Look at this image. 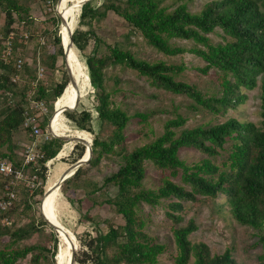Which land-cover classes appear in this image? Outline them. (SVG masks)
<instances>
[{"label": "trees", "instance_id": "1", "mask_svg": "<svg viewBox=\"0 0 264 264\" xmlns=\"http://www.w3.org/2000/svg\"><path fill=\"white\" fill-rule=\"evenodd\" d=\"M45 1H51L52 5L45 9V14L54 27L52 30H41L38 36L36 30L30 28L34 18L30 14L29 0H0V9L5 15L4 26L0 27V161H10L14 165L12 174L0 172L6 179L2 184L4 195L1 201L9 200L6 192L14 191L16 197L17 191H22L26 197L18 203L14 198L9 207L0 208V264H17L29 255L32 264H58L57 234L52 237L55 242L53 249L27 242L34 234L42 232L43 225H47L43 216L40 217V225L34 217L23 226H18V223L26 210L33 209V201L38 195L42 197L39 201L42 206L48 180L47 163L58 157L69 142L74 143L73 154L76 153L72 164L86 156L88 132L94 135L89 166L99 167L103 159L111 155L123 159L120 168L104 179L103 186L118 189L117 194L105 203L123 217L124 224H109L104 232L98 229L99 223L94 218L85 215L89 221L97 224L98 233L91 243L93 264H157L160 256L168 250V245L147 232V223L140 214V208L144 203L155 206L163 202L170 208L167 214L174 224V264H236L230 249L224 254L212 255L206 244L194 243L190 237L198 229L195 219L191 218L181 225L183 215L174 212L184 210L185 199H195L196 195H201L219 213L230 215L240 224L264 231V80L261 84V121L239 119L229 114L230 110L245 106L248 95L244 89L256 88L258 78L264 75V0H212L198 12L189 9L188 1L194 0H186L171 11L162 6L163 0H103L98 7L91 0H82L79 28L73 33V47L86 58L88 95L93 88L99 130L95 132L93 129L92 112L73 109L76 104L73 97H69L61 104L59 119L62 121V117L67 116L73 123L66 119L76 131H66L55 125V134L69 139L52 137L42 142L41 157L36 162L27 163L24 155L21 156L18 151L15 138L23 131L30 142L34 140L31 128L25 127L28 115L35 117L37 114L32 101H44L54 111L55 102L63 96L64 89L71 81L64 50L66 46L59 33L61 17L55 10L59 0ZM63 2L60 0L57 9L63 6ZM109 12L124 19L133 31L142 34L147 44L165 55L177 56L190 52L200 57L206 63L200 71L205 74L216 71L217 84L203 91L199 84L179 79L186 70L184 63L168 64L164 60L151 62L139 58L122 43L107 45L92 28L96 20L105 18ZM85 26L90 29L83 30ZM12 33V52L5 58L3 50ZM215 33L221 37V41L215 42L211 37ZM25 34H28V38H25ZM49 34L53 38L54 50L48 51L38 63L44 72H55L59 69L60 57H65L63 71L69 78L53 87L45 85L38 72L24 64V54L19 53V49H26L29 42ZM91 38L94 40L89 46ZM174 39L191 41L193 44L189 48L179 46L172 42ZM22 57L23 64L19 68L17 62ZM112 66L136 71L149 79L157 89L188 96L191 102L187 107L210 120L191 128H182L187 119L177 112L180 106H175L174 113L177 115L166 121L161 135L143 146L129 149L126 146V131L131 121L138 119L147 125L159 111L130 114L127 109L117 105L105 82L107 69ZM16 77L18 80L14 81ZM115 81L118 83V80ZM37 121L43 129L44 122ZM51 121H55V112ZM79 139L87 143H79ZM184 148H195L205 157L190 165L180 156ZM147 162L170 172L174 177L181 176L182 182L190 185L191 189L187 190L169 177L162 179L157 188H147L144 186ZM19 171L28 176L27 180L21 181H30L31 184L8 183L15 180ZM86 176V168L80 167L64 183L62 189L65 194L70 193L72 186L91 187V194L97 193L98 185L89 182ZM67 199L74 202L70 196ZM41 212L54 223L46 201ZM13 218L18 222H12V226L1 222L3 219L9 222ZM56 227L59 235L61 228ZM74 237L77 245L68 254L71 259L79 249V242ZM261 240L263 252L258 259L259 264H264V233ZM89 261L85 259L81 263L87 264Z\"/></svg>", "mask_w": 264, "mask_h": 264}, {"label": "rangeland", "instance_id": "2", "mask_svg": "<svg viewBox=\"0 0 264 264\" xmlns=\"http://www.w3.org/2000/svg\"><path fill=\"white\" fill-rule=\"evenodd\" d=\"M91 1L97 7L103 3V0ZM185 1L186 0H163L162 6H166L168 10L171 11ZM210 1L212 0L188 1V6L192 12H198ZM58 3L55 6L56 12H61L67 20V24L60 26L59 33L64 39H67L70 44L71 32H74L79 28L82 0H66L65 3L63 2V6L57 10ZM29 4L31 6L30 14L34 18V24L30 28L36 30L38 36L40 35L41 30L48 28L49 30H52L54 27L53 23L47 19L49 17L45 14V9L52 5L51 1L29 0ZM4 17V12L0 9L1 28L4 26ZM16 26H19V23H16ZM89 29V26L83 27V30L85 31ZM92 29L107 45H113L116 42L122 43L126 48L132 50L139 58L151 62L164 60L168 64L184 63L186 70L181 73L179 79L189 83H197L203 91H206L217 84L216 71L211 70L208 74L200 71V69L206 64L200 57L190 52L177 56H168L159 52L154 47L147 44L140 32L133 31L124 19L113 12H109L105 18L96 20ZM127 35H129V37H127ZM211 37L215 42L221 41V37L216 33L212 34ZM0 38H2L1 32ZM93 40V38L90 39L89 46H92L91 44L93 43ZM172 42L187 48L191 47L193 44L191 41L183 39H174ZM52 43L53 38L49 34L46 37H40L29 42L26 49H19V53L24 54V64L27 63L31 70L36 73L38 72V77L44 81V84L51 87L65 81L66 78L63 71L66 65L65 57H60L58 61L59 69L57 71L46 72L45 70L42 74L40 72L42 67L38 62L39 60H42L43 56H46L48 51L54 50ZM75 48L72 46L70 51L74 54L73 61L75 62L76 60L75 65L74 63L69 65V52L66 53V62L68 69L70 70L71 68L72 70L71 77L73 76V80L77 83V86L70 81L64 89L63 96L68 98L73 97L75 104H77L78 101V111L89 110L92 112V126L94 131L97 132L99 130V120L93 104V88L90 96L88 95L89 71L86 65V58L77 48ZM89 50L91 49L89 48ZM115 79L118 80V83H116ZM263 80L264 75L258 78V86L256 88L251 90L244 89L248 95V100L245 106L238 110H230V115L253 122H259L262 120L261 84ZM105 82L108 91L112 93L114 102L117 105L122 106L123 109H127L130 114H135L138 111H159L150 119V122L147 125H143L138 119L131 121L126 131V146L129 149L143 146L161 135L164 131L166 121L175 118L177 115L174 113L175 106H180L177 112L187 119L186 124L182 128H191L210 120V118L206 117L204 114L192 111L187 107L191 102V99L188 96L157 89L151 85L149 79L140 76L134 70L123 68L121 66L109 67L107 69V78ZM46 105L48 107L47 114L41 115L35 109L37 112L35 118H37L39 122H44L45 124V127L43 128L44 131L50 129V121L55 112V109L53 111L47 103ZM66 118L72 122L67 116ZM66 118L62 117V121L59 119L60 123L68 129L66 131H76ZM89 134L92 136V139H94V135L90 132ZM86 135L89 140V135ZM35 140L39 144L42 143V140L39 138H34L33 141ZM15 141L18 145V151L21 156L24 155L23 149H25V145L33 142L29 141L27 135H25L23 131L16 136ZM73 147L74 143H66L58 157L47 163L48 180L45 186L46 190L51 189L59 180L62 173L72 164V160L76 157V153L73 154ZM180 156L190 165L199 162L205 157L202 152L195 148L182 149ZM122 163L123 159L120 156L111 155L104 158L99 167L92 168L88 164L83 166L87 170V176L85 178L92 184L98 185L99 190L97 193L91 194V187L87 189V187L84 186L81 188L72 186L70 193L66 195L62 189L64 184L61 189H53L50 195L45 197V201L49 205V210L54 223L61 228L60 233L58 235L57 230L47 223V225H43L42 232L34 234L27 242L45 245L49 249H53L55 242L52 237L54 234H57V237L59 238V252L56 255L57 258L61 252L71 245L72 240L70 241V236H72L71 234H74L79 242L75 264H82L81 261L85 259L90 260L87 264H93L94 256L91 252V243L98 233L97 224L89 221L85 215L94 218L95 221L99 223L98 229H101L104 232L108 230L109 224L115 226L124 224L123 217L117 214L110 205L105 203L107 199L113 198L117 194L118 189L110 185L103 186L104 179L116 172ZM166 177L185 186L187 190L191 189L190 185L182 182L181 176L174 177L170 172L162 171L156 168L151 162H147V176L144 180V186L147 188H157L162 183V179ZM5 181V177L0 175V208H2L1 203L3 202L1 201V198L4 195L2 184ZM8 183L11 185H21L22 183L26 184L27 182L15 178V180H11ZM6 186L7 185H5V188L7 189ZM5 194L8 196L9 192H6ZM67 196L73 198L74 202H70L67 199ZM15 198L18 203L22 198L26 197L22 191H17ZM41 199L42 197L40 195L35 197L33 201V209L25 211L21 216V219H19L18 226L25 225L33 217L36 218L39 225L41 224L40 217L42 216V213L39 203ZM203 199L204 197L201 195H196L195 199H185L183 201L184 210L174 212L175 214L183 215L184 221L181 225H185L191 218L195 219L198 229L191 235L190 239L194 243L206 244L212 255H221L230 249L236 264H259L258 257L263 252L261 236L264 231L261 232L248 225L238 223L230 215L226 216L219 213ZM54 201L55 205H53ZM222 202L223 201H221V203ZM168 211H170V208L165 202L155 206L144 203L140 208V214L147 223V232L159 242L168 245V250L160 256V260L157 264H174L173 258L176 253L175 242L173 239L174 224L173 220L167 214ZM17 220L16 218H13L8 222L6 219H3L1 222L2 224L10 225ZM59 258L61 264L72 263V259L69 255L59 256ZM56 260L58 264H60L59 260ZM17 264H32L31 255L26 259L19 261Z\"/></svg>", "mask_w": 264, "mask_h": 264}, {"label": "built area", "instance_id": "3", "mask_svg": "<svg viewBox=\"0 0 264 264\" xmlns=\"http://www.w3.org/2000/svg\"><path fill=\"white\" fill-rule=\"evenodd\" d=\"M13 36H14V33L11 34L10 40H9L8 44L6 45L7 47L3 50V56L5 58H7L8 56L11 55ZM25 38H28V34H25ZM22 64H23V58H19V60L17 62L18 67L20 68ZM40 72L42 74L44 72V69H40ZM17 80H18V77L14 78V81H17ZM31 95H32V91L29 92V96H31ZM31 105L41 115L48 113V107L46 105V102H44V101H40V102L32 101ZM25 127L31 128V131H32L31 136L34 138L41 139L42 142L50 140L53 137V134L50 131V129L47 131H44L43 129H41V127L37 121V118H35L33 115H28L27 120L25 122ZM41 155H42V152H41L40 144L36 140L33 141L31 144L25 145L24 157H25V161L27 163L36 162L41 157ZM0 172L5 174V175L12 174L14 172L13 163L10 161H0ZM15 177L18 180H24V179L27 180L28 179V176H26L21 171L17 172ZM29 183L31 184L30 181H29ZM8 196H9V200L1 203L2 209H6L7 207H9L12 204V199L15 198V193L10 192L8 194Z\"/></svg>", "mask_w": 264, "mask_h": 264}, {"label": "water", "instance_id": "4", "mask_svg": "<svg viewBox=\"0 0 264 264\" xmlns=\"http://www.w3.org/2000/svg\"><path fill=\"white\" fill-rule=\"evenodd\" d=\"M59 2H60V0H59ZM57 10H58V9H57ZM58 14H59V16L61 17V25H65V24H67V20L64 18V15H62L61 12H59V11H58ZM73 33H74V32H71V40H70V44L68 45V47L64 48V50H65V54H66L67 52H69V51L71 50V47L74 45ZM71 71H72L71 68H70V70L68 69V73H69V76H70V80H71V81L77 86V83L73 80V76L71 77V73H72ZM77 106H78V101H77V104L74 106L73 109H76ZM55 109H56V107H55ZM50 122H51V121H50ZM50 131L52 132L51 128H50ZM86 132H87V131H86ZM88 133H89V132H88ZM52 134H53V137H54V138H61V139H63V140L69 139V138H65V137H62V136L56 135V134L53 133V132H52ZM73 139H74V138H72L71 140H73ZM93 141H94V139H92V141H91V143H90V145H89V153H88V155H87V156H83L80 160H78L77 162L71 164V165H70V166H69V167H68V168L62 173V175L60 176L59 180L55 183V185H54L51 189L46 190V192H45V194H44V197H46L47 195H50V193L53 191V189H54V190L57 189V188L61 189L62 185H63L68 179H70L72 176H74V174L78 171V169H79L80 167H83V166H85L86 164L89 163V161H90V159L92 158V155H93V149H92ZM79 143L86 144L87 142H86V140H84V139H79ZM44 197H43V198H44ZM45 200H46V198H44V200H43V202H42V206L40 207V210H41V211H44ZM41 213H42L43 218L47 221V223H48L51 227L57 229L56 225H55L51 220L47 219L46 214H44L43 212H41ZM56 259H57V258H56ZM57 263H58V262H57ZM75 263H76V252H74L73 255H72V263H71V264H75Z\"/></svg>", "mask_w": 264, "mask_h": 264}, {"label": "bare ground", "instance_id": "5", "mask_svg": "<svg viewBox=\"0 0 264 264\" xmlns=\"http://www.w3.org/2000/svg\"><path fill=\"white\" fill-rule=\"evenodd\" d=\"M64 1V0H63ZM66 1V0H65ZM65 1H64V3H65ZM63 31H64V28H63ZM64 43H65V46L66 47H68V45H69V43H68V40L67 39H64ZM71 51V50H70ZM69 51V59H68V62H69V65H72L73 63H74V65H75V62H76V60H75V62L73 61V53L72 52H70ZM68 97H61V98H59L56 102H55V107H56V109H55V121L53 122V121H51L50 122V128H51V130H52V132L53 133H56L55 132V125H57V126H59V127H61V128H63L64 130H68L67 128H65L61 123H60V121H59V113H60V110H61V104H62V102L65 100V99H67ZM88 134V133H87ZM89 135V144H88V149H87V152H86V156L88 155V153H89V145H90V143H91V141H92V136L90 135V134H88ZM53 205H55V201H54V204ZM72 236H70V241L72 240V243H71V245L68 247V248H66L63 252H61L60 253V257L61 256H65V255H68L69 253H70V251L74 248V246L76 245V239H75V237H74V235L73 234H71ZM59 256L57 257V259L59 260V263L61 264V262H60V258H59Z\"/></svg>", "mask_w": 264, "mask_h": 264}]
</instances>
